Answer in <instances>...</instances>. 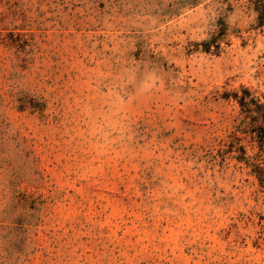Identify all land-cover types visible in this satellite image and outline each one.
Segmentation results:
<instances>
[{"label":"rangeland","instance_id":"374dc122","mask_svg":"<svg viewBox=\"0 0 264 264\" xmlns=\"http://www.w3.org/2000/svg\"><path fill=\"white\" fill-rule=\"evenodd\" d=\"M245 95L255 0H0V264H264Z\"/></svg>","mask_w":264,"mask_h":264},{"label":"trees","instance_id":"16d2710c","mask_svg":"<svg viewBox=\"0 0 264 264\" xmlns=\"http://www.w3.org/2000/svg\"><path fill=\"white\" fill-rule=\"evenodd\" d=\"M255 3L260 21L264 22V0H255ZM249 95L241 97L242 112L235 125V130L231 134V150L229 152L236 151L237 154L234 157L252 167V173L258 178L264 191V104L255 98L248 100ZM239 134L249 136L251 142L257 144L258 150L254 154L249 155L246 147L238 144V141L241 140Z\"/></svg>","mask_w":264,"mask_h":264}]
</instances>
